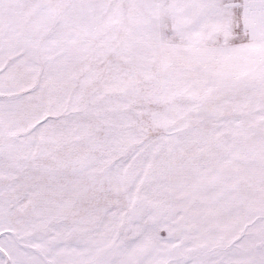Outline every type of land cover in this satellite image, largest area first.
Masks as SVG:
<instances>
[{
	"label": "snow or ice",
	"instance_id": "obj_1",
	"mask_svg": "<svg viewBox=\"0 0 264 264\" xmlns=\"http://www.w3.org/2000/svg\"><path fill=\"white\" fill-rule=\"evenodd\" d=\"M0 264H264V0H0Z\"/></svg>",
	"mask_w": 264,
	"mask_h": 264
}]
</instances>
